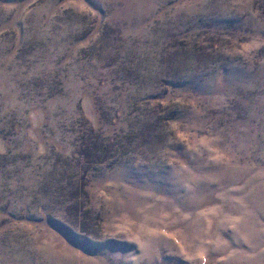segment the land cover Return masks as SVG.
Returning a JSON list of instances; mask_svg holds the SVG:
<instances>
[{
  "label": "rangeland",
  "instance_id": "374dc122",
  "mask_svg": "<svg viewBox=\"0 0 264 264\" xmlns=\"http://www.w3.org/2000/svg\"><path fill=\"white\" fill-rule=\"evenodd\" d=\"M0 264H264V0H0Z\"/></svg>",
  "mask_w": 264,
  "mask_h": 264
}]
</instances>
